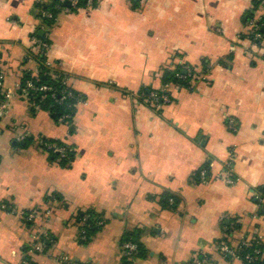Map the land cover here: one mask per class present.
I'll use <instances>...</instances> for the list:
<instances>
[{
  "label": "crops",
  "instance_id": "0c3cea01",
  "mask_svg": "<svg viewBox=\"0 0 264 264\" xmlns=\"http://www.w3.org/2000/svg\"><path fill=\"white\" fill-rule=\"evenodd\" d=\"M43 1L0 0L3 86L38 69L39 32L83 98L71 124L20 95L0 117V264H124L134 230L145 253L130 264H245L220 245L264 244L254 201L264 183L260 0H93L59 9L52 24L37 16ZM186 65L207 79L172 84L160 109L144 103L145 89ZM40 137L73 145L74 156L63 164ZM229 160L233 184L221 177ZM203 167L207 182L194 174ZM90 209L104 222L82 241L78 215ZM38 232L46 248L26 255Z\"/></svg>",
  "mask_w": 264,
  "mask_h": 264
},
{
  "label": "built area",
  "instance_id": "2783aa9c",
  "mask_svg": "<svg viewBox=\"0 0 264 264\" xmlns=\"http://www.w3.org/2000/svg\"><path fill=\"white\" fill-rule=\"evenodd\" d=\"M65 2H69V5L64 6ZM92 2H93V0H85V5H90V4H92ZM58 3L59 4H57V6H56L57 9H64V11L68 13L74 9H79L82 5V0H58ZM259 7H260V9L264 10V0L259 1ZM40 11L42 13V16H44V17H47L50 19L56 18V15H54V13H52L50 11H47L44 9H41ZM262 14L263 15H260L259 21L254 26V30L252 33L254 40H260V41L264 40V36L260 32V28L264 27V13H262ZM31 39H32L31 49L35 50L36 53L43 54L46 57L45 64L50 66V67H53V63H51V61H49L47 58L49 45L44 40H42L41 38H39L35 34L32 35ZM28 71H30L32 76H35L39 70L37 69L36 71L35 70H28ZM176 77L178 78L179 81H175V82L172 80L165 81L162 85V88L149 91L147 94L142 93V95L144 97V103L151 108L160 109L162 106L168 104L172 100L171 95H170V87L172 84H177L178 82H189L190 79H197V78L198 79L200 78L202 80L207 79L206 74L197 73L191 67H189L187 65L184 66L183 72H178L176 74ZM5 78H6L5 72L0 67V117L7 114V112L9 111L10 105H11V103H10L11 99L15 95H20L21 97L22 96L26 97L28 100H30L32 103H34L33 98H34V96H36V91H43L44 93L50 91V95L52 97H54L56 94L55 90H53L51 86H48L46 84H43L40 86H35L31 80H26L24 85L21 81H19L16 84V86L14 87V89H3L2 86H3ZM63 83L68 85L67 75L63 78ZM44 93H42V95H41L42 99L45 98ZM34 104L36 106H39L36 103H34ZM67 118H68V115H64L61 118L62 122L68 124V121L66 120ZM229 125H230V127H233V120L232 119H230ZM39 142H40V145H42V146L53 148V150L59 155L60 158H63L67 155L64 147L49 144L44 137H40ZM231 156H233V154ZM229 161L230 162L226 164V167H225L223 173H221V177L224 178L228 183L233 184L235 182V179L231 175V173L233 171L232 167H231L232 160H229ZM194 174H197L198 178L202 182L209 181V171L206 168H201L198 170V172H195ZM255 197L259 198V195L256 194ZM170 200L172 201V198ZM261 200L264 201V199H261ZM36 218L37 217H36V214L34 212H30L27 216V219L32 222L33 228L35 226V219ZM88 218H89V215L86 214L83 217V219L80 221V223L83 224L84 222H86V220ZM99 224H103V221H99ZM79 232H80L81 240L87 241L88 236L86 233V229L85 228H79ZM44 240H45V238H43L41 235H39V232L33 234L32 241L30 243V248L26 251V255H32L36 252H42L46 248V244H44ZM124 249H125V255L127 258H129L130 260L136 258L138 245L134 241L129 240V241L124 242ZM220 250L225 254H231L234 257L240 258L238 251L236 249L231 248L229 246V244H227V243L223 242L220 245ZM250 258H251L250 256H247V259L250 260ZM60 260L61 261H69L68 257H66V256L61 257ZM206 260H207V258L200 257V258L195 259L190 264H206L207 263ZM29 261H30V259L25 258L23 263L29 264Z\"/></svg>",
  "mask_w": 264,
  "mask_h": 264
},
{
  "label": "trees",
  "instance_id": "16d2710c",
  "mask_svg": "<svg viewBox=\"0 0 264 264\" xmlns=\"http://www.w3.org/2000/svg\"><path fill=\"white\" fill-rule=\"evenodd\" d=\"M85 0H82V3H84ZM57 4L58 0H50V1H44L43 3H40L38 5L39 11H38V17L41 20V23H47V24H52V22L55 20V18H47L42 16L41 9L50 11L54 13V15H57V12L59 9H57ZM260 32L264 36V27L260 28ZM37 35L39 38L44 40L47 44L50 43L48 38L45 36L39 35V32L34 33ZM260 41V40H259ZM35 57L39 62V67H38V73L35 76H32L30 71L25 70L21 74V79L20 81L25 84L26 80H31L32 83L35 86H40L43 84H46L48 86H51L53 90H55L56 94L54 97L50 95L49 92H43V91H36V96H34L33 101L34 103L38 104L39 107L49 110L51 115L55 118L56 121H62V117L64 115H68V118L66 119L68 121V124H71L73 117L76 112V104L78 101H80L83 96L81 93L73 89L70 85L64 84L63 83V78L66 76V74L62 70H58L56 67H50L45 64L46 57L41 54V53H36ZM180 72H182V69H179ZM176 71L173 70H167L164 73L163 80L164 81H179L178 78L175 75ZM4 85V84H3ZM3 89L4 86H2ZM42 93L45 94V98L42 99L41 95ZM144 93H148V91L145 89ZM64 96V97H63ZM49 144L52 145H58L62 146L65 148L67 155L63 158H60L59 155L53 150V148H50L51 152L56 155L63 164H66L69 162V160L72 159L74 156V146L70 145L68 143H64L59 140H47ZM53 155V156H54ZM208 170L207 167H203ZM197 176V174H196ZM259 198L254 196V201L258 203L260 206V213L263 212L264 210V201L261 199H264V183L261 184L259 187L256 189ZM88 214L89 218L84 222L83 224L80 223V221L83 219V217ZM99 221H103V218L94 210H87L85 212H80L78 215V222H79V228H85L86 233L88 236L89 240L93 233H95L97 230H99L100 227H102L103 224H99ZM43 237V236H42ZM44 238V237H43ZM125 242L132 240L138 245L137 253H136V258H140L143 253H145L144 245L143 243L139 240V236L137 231H131L126 235ZM45 241V240H44ZM239 257L243 260L245 264H264V244L263 241L256 237H252V239L248 241H243L237 248ZM247 256H250V260L247 259ZM127 258V257H126ZM131 260L125 261L124 264H130Z\"/></svg>",
  "mask_w": 264,
  "mask_h": 264
},
{
  "label": "water",
  "instance_id": "95a60500",
  "mask_svg": "<svg viewBox=\"0 0 264 264\" xmlns=\"http://www.w3.org/2000/svg\"><path fill=\"white\" fill-rule=\"evenodd\" d=\"M67 5H69V2H66ZM40 33H43V31H41Z\"/></svg>",
  "mask_w": 264,
  "mask_h": 264
},
{
  "label": "rangeland",
  "instance_id": "374dc122",
  "mask_svg": "<svg viewBox=\"0 0 264 264\" xmlns=\"http://www.w3.org/2000/svg\"><path fill=\"white\" fill-rule=\"evenodd\" d=\"M130 260V259H129ZM132 261V260H131Z\"/></svg>",
  "mask_w": 264,
  "mask_h": 264
}]
</instances>
